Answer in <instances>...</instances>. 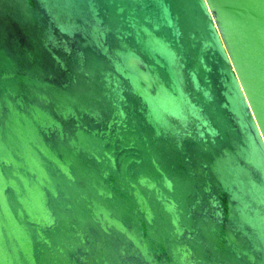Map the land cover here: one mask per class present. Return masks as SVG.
<instances>
[{"label": "water", "instance_id": "water-1", "mask_svg": "<svg viewBox=\"0 0 264 264\" xmlns=\"http://www.w3.org/2000/svg\"><path fill=\"white\" fill-rule=\"evenodd\" d=\"M0 264H264V0H0Z\"/></svg>", "mask_w": 264, "mask_h": 264}]
</instances>
